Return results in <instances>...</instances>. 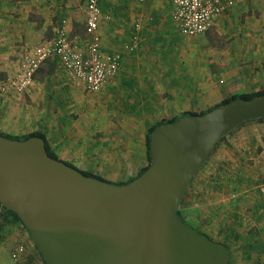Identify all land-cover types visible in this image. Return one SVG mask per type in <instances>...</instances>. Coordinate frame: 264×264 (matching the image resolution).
I'll return each instance as SVG.
<instances>
[{
  "label": "crops",
  "instance_id": "obj_1",
  "mask_svg": "<svg viewBox=\"0 0 264 264\" xmlns=\"http://www.w3.org/2000/svg\"><path fill=\"white\" fill-rule=\"evenodd\" d=\"M85 3V0H0V74L8 78L26 49L50 38L63 25L80 47L85 48L89 43ZM100 4L104 15L100 24L103 47L121 54L119 71L102 92L108 97L118 95L117 111L128 113V118L170 117L207 102L213 104L230 90L264 87L263 55L254 51L253 58L249 55L248 40L255 38V34L247 32V28L243 31L238 28L249 22L250 6L264 8V0L236 2L219 14L209 29L201 32L210 51L213 53L215 49L221 54L217 58L220 69L237 71L238 75L239 71L246 73L238 86L227 84L222 88H214L213 72L199 70V62L209 56L207 49L184 45L183 39L188 35L174 22L172 0H100ZM252 71L255 74L250 80ZM4 82L0 81V87ZM31 85L25 93L31 97L27 103L31 104L37 122L46 120L45 125H40L52 147H84L88 143L87 147H91L84 129L81 132L67 121L73 112L68 102L72 95L84 94L85 89L69 80L57 56L41 63ZM10 88L4 89L8 100L20 91ZM202 89L204 93L200 95ZM41 102L44 105H39ZM213 149L209 159L191 177L190 204L194 201L196 210L201 206L210 217L223 215L220 220L223 230L233 234L227 235L228 241L241 246L240 264H264V194L257 188L264 173V116L243 120L224 134ZM70 153L72 159L86 163L80 152L69 148ZM17 225L21 239L16 231L9 234L12 237L7 246L10 245L11 254L17 250L24 264H44L30 230L23 228L19 220ZM220 228L219 225L218 232ZM209 237L221 241L228 250L230 245L225 238Z\"/></svg>",
  "mask_w": 264,
  "mask_h": 264
},
{
  "label": "water",
  "instance_id": "obj_2",
  "mask_svg": "<svg viewBox=\"0 0 264 264\" xmlns=\"http://www.w3.org/2000/svg\"><path fill=\"white\" fill-rule=\"evenodd\" d=\"M258 116L264 92L160 124L150 165L125 183L52 155L41 134L0 132V200L20 214L49 264H231L226 245L177 207L215 142Z\"/></svg>",
  "mask_w": 264,
  "mask_h": 264
},
{
  "label": "rangeland",
  "instance_id": "obj_3",
  "mask_svg": "<svg viewBox=\"0 0 264 264\" xmlns=\"http://www.w3.org/2000/svg\"><path fill=\"white\" fill-rule=\"evenodd\" d=\"M253 8L254 10H252ZM263 9L264 8L258 6H250V10L248 12L249 22L245 26H238L240 31H243L245 28H247V32L250 31L252 34H255V38L248 40V43H250L248 47L250 49L249 55L251 58L254 56L252 53L253 51L258 54L260 53L264 58ZM250 14H252V16H250ZM243 18H245V16H243ZM203 35V33H200V35H188V38L186 37V39H183L184 45L186 44L189 48L205 47L207 49L209 56L205 58L204 62H199V70L202 68V71L206 69L208 72L214 73V88H222L227 84H234L238 86L242 77H244L246 73L239 71L240 74L238 75L237 71L231 72V70H225L224 68L220 69V67H218V61L220 60L217 58H221V54L215 49L213 53L210 51L211 47L208 46L205 36ZM223 40L226 42L227 39L224 37ZM198 54H200V52ZM1 70L2 69H0V72ZM254 74L255 72L252 71V77L249 78L250 80L253 79ZM6 78L7 75L5 76L3 73L0 74V79L2 81H6ZM34 78L35 74L33 80ZM31 84L24 90H16L18 92L14 90L15 88L13 86H10V90H14V92H16L10 97L11 100L6 99V92L4 89H2V87H0V128L4 131L16 134H25L32 129H43L40 124H46V120H40L39 122L36 121L37 117H34L35 115L31 113L33 112L31 110V104L27 103L31 97H26L25 93L27 92L28 88L32 86ZM239 90L246 89H235L232 91L230 90V92ZM9 93H11V91ZM203 93L204 91L202 89L200 95ZM118 97V95L115 97H108V95L103 94L102 90L97 92H89L85 90V93H82L80 96L78 95L76 97L72 95V100H70L68 104H72L73 112L67 121L70 122V124H73V127H77V129L81 132H83L82 129H84L85 134L91 139V147H87L89 143L84 147H54L60 157H68V160L71 162H76L74 164H81L82 167L80 168L92 170L93 172L101 174L102 176L115 182L127 180L128 178L138 174L140 169L148 163L149 158L147 155L145 139L146 132L150 123L158 120L131 119L128 118V115H126L128 113H119L115 103L118 100ZM211 104L212 103L207 102L206 105L198 106L194 110L205 109ZM39 105L44 104L41 102ZM80 145H82V143L77 144V146ZM69 148L75 149L78 153L80 152L79 154L85 158L86 163H82L78 158H74L75 160L72 159L71 153L69 154ZM213 148H215V146ZM213 150L214 149L210 151L203 162L209 159V155L213 152ZM201 164L198 168H200ZM192 185L193 184H191V181H189L186 189L184 190L185 192H183L180 202L178 203V207L182 215L185 217V220L189 222V224H191L194 228H198L207 236H217L220 239L225 238L227 243L230 245L228 246V250L231 253L230 261L235 262V264H240L238 251L241 246L235 245V242H233V245H231V242L228 241L227 235L233 234H229V231L223 230L224 225L220 223L223 215L221 214V216L217 215L210 217L204 214L205 212L201 206L197 207L198 210H196L194 201H191L192 203L190 204L189 197ZM7 214V209L0 202V264H14L12 261L13 258H15V254H11L12 250H10V245L9 247L7 246V242H10L12 237L9 234H13L16 231L18 239H21L19 238L20 229L18 225L15 226L18 220L8 218ZM195 218L197 221H195ZM219 225L221 228L218 232L217 229ZM23 228H26V226L23 225ZM8 229H10L9 233L6 232ZM234 235L236 236V234ZM3 251H6V253H3ZM24 251L25 250H23V252ZM15 253H18L17 250H15ZM244 260L247 261V259ZM43 263L47 264L45 261H43ZM35 264L38 263L36 262Z\"/></svg>",
  "mask_w": 264,
  "mask_h": 264
},
{
  "label": "built area",
  "instance_id": "obj_4",
  "mask_svg": "<svg viewBox=\"0 0 264 264\" xmlns=\"http://www.w3.org/2000/svg\"><path fill=\"white\" fill-rule=\"evenodd\" d=\"M86 32L89 43L85 48L71 37L65 25L56 29L50 38L41 40L22 53L14 71L2 84L26 89L33 81L41 63L50 56H57L67 72L69 80L89 92H97L119 71L121 54L106 51L100 24L104 18L100 0H85ZM240 0H172V16L178 29L186 35H198L209 29L215 18ZM264 19V13H263ZM136 43L131 45L133 48ZM258 189L264 194V173L258 181ZM14 264H24L15 254Z\"/></svg>",
  "mask_w": 264,
  "mask_h": 264
},
{
  "label": "trees",
  "instance_id": "obj_5",
  "mask_svg": "<svg viewBox=\"0 0 264 264\" xmlns=\"http://www.w3.org/2000/svg\"><path fill=\"white\" fill-rule=\"evenodd\" d=\"M263 92H264V88H256V89H247V90L233 91V92H230V93L225 94V95L222 96L218 101H216L215 103L209 105V106H208L207 108H205V109H202V110H185V111H182V112H180V113L174 114V115H172V116H170V117H162V118H160V119L154 121L153 123H150V125H149V127H148V129H147V132H146V137H145V139H146V146H147V155H148V158H149L148 163L145 164V165L140 169V171L138 172V174H136V175H134V176L128 178L127 180L120 181V182H118V183H125V182L130 181L131 179H133V178H135L136 176H138L139 174H141V173H142V172H143V171H144V170L150 165V163H151V161H152V155H151V149H150V144H151V133H152V131H153L157 126H159L160 124L174 122V121H176L177 118H178L179 116H181V115L203 113V112L207 111L209 108H211V107H213V106H215V105H219V104L225 103V102H227V101H229V100H231V99H235V98H244V99H247V98L253 97V96L257 95V94L263 93ZM260 117H262V116H258V117H256V118H260ZM0 132L6 133V134H9V135H12V136H19V137H25V136H28V135H31V134H34V133L41 134V135H43V136L46 137V142H47L48 150L50 151V153H52V155H54V156H56V157H60L59 154L56 152L55 148L52 147L51 143H50L49 140H48L47 134H46L45 130H43V129L37 128V129H32L31 131H29V132H27V133H25V134H16V133L6 132V131H4L3 129L0 128ZM220 138H221V137H220ZM220 138H219V139H220ZM219 139H218V140H219ZM218 140L215 142V144L213 145V147L217 144ZM212 149H213V148H212ZM212 149H211V150H212ZM209 153H210V152H209ZM209 153H208V154H209ZM208 154H207V155H208ZM67 161H68V160H67ZM68 162H70L71 164L77 166L76 164H74V163L71 162V161H68ZM81 169H82L83 171H85L86 173H88V174L96 175V176H99V177H101V178H103V179H108V178L102 176L101 174H98V173H96V172H93L92 170L83 169V168H81ZM195 171H196V170H195ZM195 171H194V172H195ZM194 172H193V173H194ZM192 175H193V174H192ZM108 180H110V179H108ZM112 181H113V180H112ZM116 182H117V181H116ZM184 192H185V191H184ZM181 197H182V196H181ZM0 202H1V203L3 204V206L7 209V211H8V214H7V215H10V214H11V215H10L11 218H13V219H15V220H19V221L22 222L23 225L26 226V228L29 230V228H28L27 225L25 224L24 220L21 218L20 214H19L15 209H13V208H11V207H8V206H7L6 204H4L1 200H0ZM179 202H180V200H179ZM179 202H178V203H179ZM177 212H178L179 216H180L185 222H187V221L185 220V217L182 215V213H181L179 207H177ZM187 223L189 224V222H187ZM189 225H190L191 227H193L191 224H189ZM193 228H194V227H193ZM194 229H195V228H194ZM199 232H200V231H199ZM30 233H31V232H30ZM201 233H202V232H201ZM203 234H204V233H203ZM204 235H206V234H204ZM31 236H32V234H31ZM206 236H207V235H206ZM32 237H33V236H32ZM207 237H209V236H207ZM33 239H34V238H33ZM35 242H36V241H35ZM36 244H37V242H36ZM37 246H38V248H39V245H38V244H37ZM39 251L41 252V254H42V256H43L45 262H46L47 264H49L48 261L46 260L45 256L43 255V253H42V251H41L40 248H39ZM228 253H229V251H228ZM230 263L233 264L231 261H230Z\"/></svg>",
  "mask_w": 264,
  "mask_h": 264
}]
</instances>
